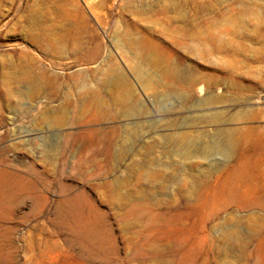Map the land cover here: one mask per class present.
I'll return each mask as SVG.
<instances>
[{
  "label": "rangeland",
  "instance_id": "374dc122",
  "mask_svg": "<svg viewBox=\"0 0 264 264\" xmlns=\"http://www.w3.org/2000/svg\"><path fill=\"white\" fill-rule=\"evenodd\" d=\"M0 264H264V0H0Z\"/></svg>",
  "mask_w": 264,
  "mask_h": 264
},
{
  "label": "bare ground",
  "instance_id": "6f19581e",
  "mask_svg": "<svg viewBox=\"0 0 264 264\" xmlns=\"http://www.w3.org/2000/svg\"><path fill=\"white\" fill-rule=\"evenodd\" d=\"M148 55V53H147ZM41 66V65H40ZM42 67V66H41ZM45 68V66H44ZM43 77V75H42ZM55 77V76H54ZM61 77V76H60ZM50 78V77H49ZM50 80V79H49ZM85 80V79H84ZM117 80V79H116ZM120 80V79H119ZM48 81V80H47ZM185 81H191L189 79H185ZM120 82V81H119ZM118 82V83H119ZM51 83V82H50ZM34 86H36L35 88L37 90L44 88V84L41 81H36L35 83H33ZM50 85V84H49ZM46 86V85H45ZM48 87V86H46ZM83 90V89H82ZM46 91V90H45ZM87 91V90H86ZM89 91V90H88ZM92 91V90H91ZM90 91V92H91ZM42 92V91H41ZM82 92V91H81ZM85 98H84V104L83 106L85 107L84 109H86L85 112H87L88 109H93L96 110L97 113H101L102 110V106H103V97H102V92L100 91V89H98L95 93L91 94L89 92H85L84 93ZM76 96V95H74ZM83 97V96H82ZM83 100V99H82ZM78 101V99L76 100ZM80 101V100H79ZM82 106V105H81ZM84 111V110H83ZM92 111V110H91ZM133 113V112H132ZM95 114V113H94ZM97 117V116H96ZM98 118V117H97ZM104 118V117H103ZM93 132V131H92ZM99 135V134H98ZM104 137V136H103ZM180 141L178 142L179 145L181 146H185L188 147L190 149H188L185 154L189 155L190 151H192V153H198L199 155L202 156H216V155H226L227 153V147L226 145L228 144L229 140L227 137L223 138V140L221 141H214L213 143H208L206 142V140H202L200 141V143L198 144L196 150L193 149L192 147L194 146L195 140L194 138H189V137H182L179 139ZM88 147V146H87ZM98 149V148H96ZM95 152V151H94ZM91 155V154H90ZM98 160V159H97Z\"/></svg>",
  "mask_w": 264,
  "mask_h": 264
}]
</instances>
